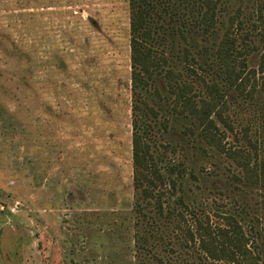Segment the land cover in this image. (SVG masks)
<instances>
[{
    "label": "rangeland",
    "instance_id": "rangeland-1",
    "mask_svg": "<svg viewBox=\"0 0 264 264\" xmlns=\"http://www.w3.org/2000/svg\"><path fill=\"white\" fill-rule=\"evenodd\" d=\"M260 13L264 0H221L212 33L178 37V70L195 81L182 61L187 47L196 71L226 90L216 50L235 19L244 29L233 37L242 48L250 35L247 63L257 68ZM130 18L129 0H0V264H160L151 249L165 264H207L155 208L153 229L135 209ZM227 101L223 144L253 152L252 142L264 160V89H227ZM171 140L175 148L160 151L189 173L172 208L182 195L217 225L235 215L251 238L262 234V251L264 188L243 181L224 153L188 147L181 131L161 142Z\"/></svg>",
    "mask_w": 264,
    "mask_h": 264
},
{
    "label": "trees",
    "instance_id": "trees-1",
    "mask_svg": "<svg viewBox=\"0 0 264 264\" xmlns=\"http://www.w3.org/2000/svg\"><path fill=\"white\" fill-rule=\"evenodd\" d=\"M220 2L129 0L135 209L138 217L153 229L155 227L150 224L154 225V220L148 211L149 206L155 208L159 217L165 218V224H170L185 236L186 242H182V247L196 246L200 262L264 264V249L262 252L256 246V239L262 234L257 232L256 239L251 238L235 215L224 216V224L217 225L210 217L204 219L197 215L182 195L174 201L177 203L172 208L171 201L189 173L184 163L170 162L160 151V148L167 149L168 146L175 148L173 140L166 145L161 142L165 134L181 131L188 138V147L204 143L224 153L243 171V181L264 188V160L259 157L258 146L250 142L253 152L227 149L218 124L219 121L232 130L224 117V109L228 108L227 89L236 91L240 96L250 97L258 87L264 89V52L259 66L250 69L247 55L256 50V46L250 44L248 33L242 40V48H238L233 37L236 31H243V23L235 25V19L232 20L216 50L218 68L226 81V90L219 81L208 80L196 71L198 60L187 47H184L182 61L187 67L188 76L194 77L191 79L195 81H189L178 70V37L187 42L193 34L191 28L202 30L205 34L212 33ZM257 22L254 26L256 30L259 29L264 49L262 13ZM201 68L204 72L208 71ZM258 74L263 76L261 85L256 81L252 83ZM155 130L158 131L157 135L154 134ZM178 207L184 210H178ZM185 212L192 216L190 220ZM156 228L157 238L160 227ZM162 243L166 244L167 249L173 250L168 248L169 242L162 240ZM141 250H147L146 245L141 244ZM148 252L160 264H165L163 259L152 253V249Z\"/></svg>",
    "mask_w": 264,
    "mask_h": 264
}]
</instances>
